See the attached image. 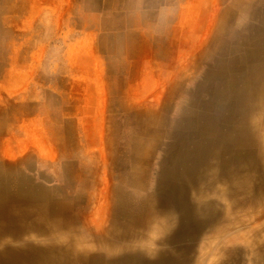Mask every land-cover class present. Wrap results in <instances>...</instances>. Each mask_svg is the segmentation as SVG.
<instances>
[{"label":"bare ground","instance_id":"obj_1","mask_svg":"<svg viewBox=\"0 0 264 264\" xmlns=\"http://www.w3.org/2000/svg\"><path fill=\"white\" fill-rule=\"evenodd\" d=\"M259 6L260 26L218 50L201 80L188 76L186 61L165 97H129L125 107L145 122L127 176L117 173L124 145L111 117L92 139L31 122L17 132L3 121L0 264H264V0ZM180 83L193 87L174 106ZM11 96L13 119L26 115ZM38 154L45 165L68 161L69 181L49 187L27 174Z\"/></svg>","mask_w":264,"mask_h":264},{"label":"rangeland","instance_id":"obj_2","mask_svg":"<svg viewBox=\"0 0 264 264\" xmlns=\"http://www.w3.org/2000/svg\"><path fill=\"white\" fill-rule=\"evenodd\" d=\"M259 2L0 0V113L13 93L22 99L13 102L11 96L12 105L26 109V115L17 114L13 119L8 107L0 115V130L2 122L8 124L11 119L17 132L31 122L37 129L59 127L65 135L79 131L92 139L93 129L100 131L111 117L124 145L114 159L117 173L127 176L134 163L133 150L139 144L140 126L145 122V114L125 107L129 97L134 95V102L147 103L160 90L165 97L171 77L187 62L192 63L188 76L201 80L200 73L218 50L234 39L240 42L239 36L260 26ZM192 87L184 83L177 86L174 106ZM173 109L163 114L159 140L168 130ZM53 150L51 145L47 147L50 159L57 157L53 158ZM61 158L58 156L57 164L48 159L50 164L45 165L42 155H34L36 171L26 173L49 187L65 184L70 164L60 162ZM263 208L260 205L257 210Z\"/></svg>","mask_w":264,"mask_h":264},{"label":"crops","instance_id":"obj_3","mask_svg":"<svg viewBox=\"0 0 264 264\" xmlns=\"http://www.w3.org/2000/svg\"><path fill=\"white\" fill-rule=\"evenodd\" d=\"M88 74L90 75V72ZM94 76H95V74H94Z\"/></svg>","mask_w":264,"mask_h":264}]
</instances>
